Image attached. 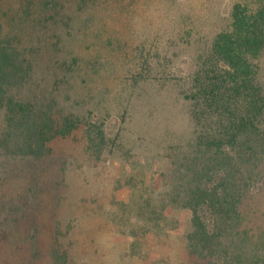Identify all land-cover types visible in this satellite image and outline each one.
<instances>
[{
    "label": "rangeland",
    "instance_id": "rangeland-1",
    "mask_svg": "<svg viewBox=\"0 0 264 264\" xmlns=\"http://www.w3.org/2000/svg\"><path fill=\"white\" fill-rule=\"evenodd\" d=\"M263 3L0 0V38L33 65L16 99L33 102L32 122L49 107L81 121L71 136L46 135L36 154L17 124L0 138V264L179 263L192 211L175 204L177 187L193 179L187 169L202 150L194 81L233 7ZM4 103L0 137L11 122ZM91 124L104 139L91 140ZM252 145V161L241 154L235 169L213 166L242 197L241 223L264 258V139Z\"/></svg>",
    "mask_w": 264,
    "mask_h": 264
},
{
    "label": "trees",
    "instance_id": "trees-1",
    "mask_svg": "<svg viewBox=\"0 0 264 264\" xmlns=\"http://www.w3.org/2000/svg\"><path fill=\"white\" fill-rule=\"evenodd\" d=\"M214 42L213 54L194 81L197 93L192 117L202 150L187 169L193 179L180 183L186 188L177 187L175 204L192 211V230L175 264H264L259 243L253 242L250 229L241 223L247 218L240 209L242 197L239 200V192L228 187V176L213 166L226 163L225 168L235 169V161L231 160L241 154L252 161L256 148L247 143L252 138L264 139V78L260 62L264 57V3L255 10L236 4L230 28L219 33ZM14 46L9 39L0 38V102H5V115L11 121L6 124L3 120L9 129L6 127L0 138L4 141L13 136L12 123L17 124L21 134L19 131L16 137L30 138L31 154H36L46 146V135L53 139L60 132L71 136L81 121L75 113L55 112L49 107L42 124L32 122L36 115L30 108L33 102L17 100L15 94L24 93L33 65ZM253 58L255 61H251ZM231 106L238 109L230 111ZM92 126L87 131L91 140L104 139L105 131ZM243 147L247 150L243 151ZM207 155L213 161L204 162ZM243 242H252L253 246L245 248Z\"/></svg>",
    "mask_w": 264,
    "mask_h": 264
}]
</instances>
